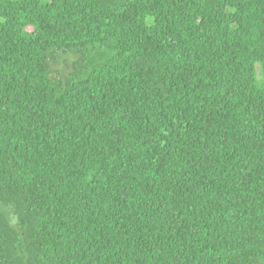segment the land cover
Listing matches in <instances>:
<instances>
[{
  "label": "trees",
  "instance_id": "obj_1",
  "mask_svg": "<svg viewBox=\"0 0 264 264\" xmlns=\"http://www.w3.org/2000/svg\"><path fill=\"white\" fill-rule=\"evenodd\" d=\"M0 264H264V0H0Z\"/></svg>",
  "mask_w": 264,
  "mask_h": 264
},
{
  "label": "rangeland",
  "instance_id": "obj_2",
  "mask_svg": "<svg viewBox=\"0 0 264 264\" xmlns=\"http://www.w3.org/2000/svg\"><path fill=\"white\" fill-rule=\"evenodd\" d=\"M75 59L76 57L71 53L62 55L53 63V67L58 69L60 73L68 75L69 73L73 72L75 68H77L76 64L75 66L73 65Z\"/></svg>",
  "mask_w": 264,
  "mask_h": 264
}]
</instances>
